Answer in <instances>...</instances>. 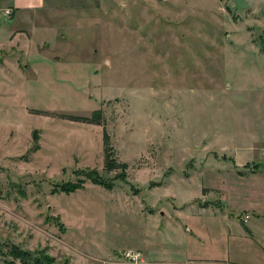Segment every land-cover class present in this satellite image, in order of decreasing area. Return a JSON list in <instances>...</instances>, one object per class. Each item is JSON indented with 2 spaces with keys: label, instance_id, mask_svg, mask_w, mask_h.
<instances>
[{
  "label": "rangeland",
  "instance_id": "obj_1",
  "mask_svg": "<svg viewBox=\"0 0 264 264\" xmlns=\"http://www.w3.org/2000/svg\"><path fill=\"white\" fill-rule=\"evenodd\" d=\"M18 2L38 8L0 0V264L226 259L264 171V0ZM104 129L111 190L75 175L119 172Z\"/></svg>",
  "mask_w": 264,
  "mask_h": 264
},
{
  "label": "crops",
  "instance_id": "obj_2",
  "mask_svg": "<svg viewBox=\"0 0 264 264\" xmlns=\"http://www.w3.org/2000/svg\"><path fill=\"white\" fill-rule=\"evenodd\" d=\"M16 2V7L20 8H27V7H35L38 8L36 5H27V4H20L19 0H14ZM41 3L42 0H39ZM19 3V4H18ZM41 4H39V7ZM33 9V8H32ZM242 172V171H241ZM261 174V175H260ZM246 175V174H245ZM251 178L248 176L246 180L249 181L251 184V181H253V184L251 186L245 187L243 190V194L246 192V197L249 199H252L255 201L254 203H251V206H247V209L245 210L247 212L245 218L242 220L243 224H245V230L243 231L242 235L239 236V239L237 241H232V246H235L234 251L227 250L226 259L220 258V257H199V258H190L186 261V264H264V223L261 226V235L256 234V228L255 223L252 221L250 222V216L248 212L254 210V205H256V201L263 202L264 201V171L262 173H258L257 175L251 174ZM258 178L263 179L261 183H257ZM257 186V189H256ZM245 195V194H244ZM246 204V203H245ZM247 217V218H246ZM245 220V221H244ZM259 220V219H257ZM263 220V219H261ZM260 239V243H257V239ZM201 239L200 237H198ZM157 262H163L164 261H157ZM157 262L149 261L150 264H155ZM176 263H182V262H176ZM174 263V264H176ZM173 264V263H170ZM184 264V263H182Z\"/></svg>",
  "mask_w": 264,
  "mask_h": 264
},
{
  "label": "trees",
  "instance_id": "obj_3",
  "mask_svg": "<svg viewBox=\"0 0 264 264\" xmlns=\"http://www.w3.org/2000/svg\"><path fill=\"white\" fill-rule=\"evenodd\" d=\"M101 112L100 111H94L91 114L90 118H81V117H71L70 120L74 121H80L87 124H93V125H100L101 124ZM102 142H103V160H104V167L108 171L113 170H119V172L112 178V179H105L100 176V174L94 170V169H88L85 170L83 173H76V176L83 177L86 180H89L92 184L101 186L107 190H111L113 187V182L115 180L125 181L126 180V169L127 166L125 163H118L115 161V159L112 156V151L110 147V138L109 134L106 132V130H103L102 133ZM80 184H82L80 182ZM80 184H70L65 183L60 186H58L59 191L65 194L73 193L77 189L81 188ZM15 251L18 253L15 255V259L22 261L23 264H54V261L50 257L46 258H37L34 260H29V255L26 252L21 251L18 248H15Z\"/></svg>",
  "mask_w": 264,
  "mask_h": 264
},
{
  "label": "built area",
  "instance_id": "obj_4",
  "mask_svg": "<svg viewBox=\"0 0 264 264\" xmlns=\"http://www.w3.org/2000/svg\"><path fill=\"white\" fill-rule=\"evenodd\" d=\"M120 257L122 258L123 262L128 264H146L144 258L139 252H133V251L122 252L120 254Z\"/></svg>",
  "mask_w": 264,
  "mask_h": 264
},
{
  "label": "water",
  "instance_id": "obj_5",
  "mask_svg": "<svg viewBox=\"0 0 264 264\" xmlns=\"http://www.w3.org/2000/svg\"><path fill=\"white\" fill-rule=\"evenodd\" d=\"M32 138L33 139H37V135H36V132L35 131L33 132Z\"/></svg>",
  "mask_w": 264,
  "mask_h": 264
}]
</instances>
